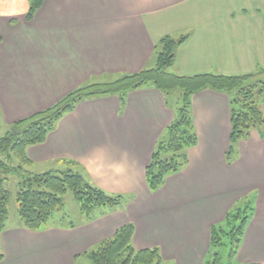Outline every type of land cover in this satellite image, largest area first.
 <instances>
[{"label": "crops", "instance_id": "crops-1", "mask_svg": "<svg viewBox=\"0 0 264 264\" xmlns=\"http://www.w3.org/2000/svg\"><path fill=\"white\" fill-rule=\"evenodd\" d=\"M262 7L264 0H44L28 19L30 0H0V129L85 83L155 67L166 36L184 40L175 74L260 68L263 61L248 54L263 52ZM178 108L151 85L87 98L65 113L44 142L27 148L32 170L43 173L71 159L89 182L126 200L71 224L48 221L40 230L8 218L0 264H89L87 252L129 222L135 247H158L161 264H206L213 258L212 227L249 205L229 264H264V125L236 143L228 159L231 97L210 88L197 92L191 110L198 142L187 150L188 163L153 192L146 170L158 143L168 141Z\"/></svg>", "mask_w": 264, "mask_h": 264}, {"label": "trees", "instance_id": "trees-1", "mask_svg": "<svg viewBox=\"0 0 264 264\" xmlns=\"http://www.w3.org/2000/svg\"><path fill=\"white\" fill-rule=\"evenodd\" d=\"M44 0H30L28 19H32ZM1 41V38H0ZM184 40L170 36L162 39V50L157 65L143 68L138 72L127 73L102 82L85 83L57 100L52 106L38 113L10 124L6 134L0 136V236L9 218L8 203L10 191L8 182L11 175L19 178V214L24 225L31 230H40L50 220L56 210L63 206V195L72 190L82 203L83 212L90 214L96 207L121 206L123 194H111L89 182L76 170V162L61 160L59 168L43 173L32 170V160L27 154L30 145L42 143L56 122L67 112L72 111L78 102L87 98L110 94L124 95L131 90L155 86L165 93L180 88L181 105L176 119L168 128L169 139L159 142L146 170V180L151 191H157L171 172H177L188 163L187 150L198 142L192 117V99L203 89L224 91L231 97L232 134L227 154L230 159L235 144L246 139L252 129L264 125V111L257 97L264 96V67L245 74L203 72L192 75L175 74L167 70L176 60V48ZM264 98V97H263ZM173 150V154L163 158L162 152ZM250 206V205H249ZM249 206L232 209L221 225L211 229L212 256L206 264H229L239 250L243 239ZM135 224L129 222L120 227L114 236L102 241L87 252L89 264H161L158 247L137 249L133 244ZM223 237L226 241H223ZM228 245L225 260L216 249ZM4 253L0 244V261ZM259 264V263H243Z\"/></svg>", "mask_w": 264, "mask_h": 264}, {"label": "rangeland", "instance_id": "rangeland-1", "mask_svg": "<svg viewBox=\"0 0 264 264\" xmlns=\"http://www.w3.org/2000/svg\"><path fill=\"white\" fill-rule=\"evenodd\" d=\"M254 8L252 6H250V4L247 6V13L249 15H253L255 13V11L253 10ZM256 9V8H255ZM260 14L263 15L264 17V7L260 8ZM248 26V25H247ZM256 27V26H255ZM253 29H250V31H252ZM247 32V29H243V32ZM179 37H181L179 35ZM263 52L260 51L259 49V54L257 55H252V54H248L249 57H251L253 60L255 61H259L258 59H261L260 61H263V62H260V66L264 67V48H262ZM257 56V57H256ZM237 61H239V59H236ZM243 62V61H242ZM262 64V65H261ZM245 65H248V63H245ZM174 67L175 65L173 66H170L167 68L168 71L170 72H173L174 71ZM255 66L251 65V68H246L247 70H243L244 72H239V73H228V74H245V73H249V72H254L256 71V69L258 68H255ZM173 70V71H172ZM248 70H252V71H248ZM241 71V70H240ZM248 71V72H247ZM175 73V72H173ZM258 80H264V76H259L258 79H256V81ZM181 94H182V91L180 88H176V89H173V90H170L168 91L167 93V96L170 100L171 103H174L175 105H177L178 107H180L181 105ZM261 95H259L257 97V100H258V103L261 105V102H262V97H260ZM6 131L7 130H1L0 129V136H3L6 134ZM173 154V150H170V151H166V152H162V155H163V158H166L167 155L168 157H170L171 155ZM8 189L10 191V198H9V203H8V210H9V220H22L21 217H20V214H19V202L17 200V195H18V191H19V178L18 176L16 175H11L10 177V180L8 182ZM63 206L61 207V209L59 210H56L53 214V216L50 218V222H55V221H59L60 223H66V224H71L72 222H78L80 221V219L78 218V216L80 217L81 214H83V218H87V217H94L96 215H99V212L101 210V208L103 209H113L115 207H112V206H103V207H96L95 209H93L91 211L90 214H87L85 212H83L82 210V203L77 200L74 196V192L72 190H67L66 193H64L63 195ZM98 211V213H97ZM63 217V220H59L60 218L59 217ZM223 241H226V238L223 237ZM216 251H219L221 252L222 254V258L223 260H225V257H226V254H227V251H228V245H222L220 247H218L216 249ZM89 263H91V261H89Z\"/></svg>", "mask_w": 264, "mask_h": 264}]
</instances>
